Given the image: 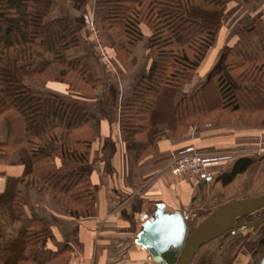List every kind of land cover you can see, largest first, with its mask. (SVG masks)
I'll return each instance as SVG.
<instances>
[{"label": "trees", "instance_id": "16d2710c", "mask_svg": "<svg viewBox=\"0 0 264 264\" xmlns=\"http://www.w3.org/2000/svg\"><path fill=\"white\" fill-rule=\"evenodd\" d=\"M69 1L77 13L88 3L107 10L104 28L121 62L130 58L145 28L150 65L121 102L106 89L96 96L99 81L89 67L81 59L66 58L68 51L81 45L82 27L48 19L57 0H0V122L6 130L0 151L20 153L24 167L21 177L6 179L0 195L1 217L8 224L24 222L9 247L0 246V264H68L70 250L54 252L46 247L48 230L41 221L27 217L18 188L27 186L51 195L72 218L88 216L94 192L82 168L97 140L99 119L118 124L128 171L165 132L181 137L191 125L235 120L246 128L264 126L262 20L237 30L223 59L229 77L216 71L192 94L177 100L192 85L213 45L226 16L227 0ZM53 82L65 85L81 100L35 92ZM94 99L98 110L88 103ZM251 166L242 190L252 184ZM261 217L264 210L237 222ZM192 230L188 227L185 240ZM258 230L255 238L238 241L220 256L222 264H235L242 252L257 253L264 244V225ZM216 256L213 250L204 264H215L211 258Z\"/></svg>", "mask_w": 264, "mask_h": 264}, {"label": "crops", "instance_id": "0c3cea01", "mask_svg": "<svg viewBox=\"0 0 264 264\" xmlns=\"http://www.w3.org/2000/svg\"><path fill=\"white\" fill-rule=\"evenodd\" d=\"M66 3L73 12V3L69 0ZM100 10L104 12L105 9ZM67 18L68 15L61 14L56 4L48 16L52 21ZM84 56L82 45L66 53L67 60L81 59L90 67ZM134 66H113L119 75L122 73L120 76H127L119 84L117 94H124L133 86L131 80L138 75L140 65ZM129 74L131 77L128 78ZM45 90L46 94L56 97L80 99L62 84H48ZM92 102L89 103L94 104ZM97 127V140L91 146L88 163L82 168L94 192L88 216L72 218L54 202L51 195L27 186L18 188L27 217L41 221L48 230L46 247L54 252L70 250L68 264H159L148 253V246H157L162 240L173 241L180 228L177 215L182 218L187 232L190 222L188 212L194 195L216 184L217 178L221 181V176L226 174V170L214 169L207 184H178L168 170L175 154L194 146L205 154L233 153L235 160L232 163H235L238 159L247 158L242 152L255 149L262 138L264 142L260 132H254L236 121L200 128L192 126L181 137L165 132L128 171L118 124H109L101 118ZM5 140V126L0 122V145ZM104 150L107 152L104 153ZM236 153L241 155L237 159ZM21 160L18 152L8 154L0 151V195L5 190L7 178L22 176L24 167ZM23 226V221L8 224L6 217L0 215L1 248H8ZM220 250L219 247L218 253ZM251 258L252 255L242 252L235 264H251Z\"/></svg>", "mask_w": 264, "mask_h": 264}, {"label": "rangeland", "instance_id": "374dc122", "mask_svg": "<svg viewBox=\"0 0 264 264\" xmlns=\"http://www.w3.org/2000/svg\"><path fill=\"white\" fill-rule=\"evenodd\" d=\"M67 5L69 4L66 3V0H57L56 7L59 8L61 14L63 12V15L65 16L68 15L67 20L70 21L75 28L82 27L81 35L83 39L81 45H82V49L85 52L84 57L86 59V62L88 63V65H90L92 69L90 70L92 76L94 77V79L99 81V85L95 90L94 94L98 96L106 89L108 91V94H110L111 98L114 99L116 97V94L118 93L119 84L121 83V81L127 79L126 75L120 76L122 73L119 75V72L116 70V68L114 70L113 67L114 65H135V66L140 65L138 70L139 72L138 75L131 80L133 85H135L148 70L150 65V60L147 57L149 33L145 28H143L145 30V32H143L144 35L143 38L137 41L136 44L134 45L130 58L127 61L121 62L117 58L116 52L111 47L108 36L106 34V30L104 28V19L106 18L108 13L107 10H104L103 12V10L96 9L95 7H93L92 3H88L81 10V12L77 13L74 9L72 12ZM84 16H88L91 19V21L94 23L95 31H96V39L91 35V33H89L88 29H86V27L84 26L83 23ZM259 19L262 20L264 23V0H253L248 3H244L243 0H227L226 16L223 24L217 29L214 43L209 49V51L206 53V55L204 56L202 63L197 70L196 78L193 81L192 85L188 86L185 89V91L180 92L177 96V100H179L185 94L186 95L192 94L196 90V88L202 85L208 79V77L213 73H215L216 71H221L222 73L227 75L225 72V68L223 66V59L229 46L235 40V34L237 30L241 27H246L250 25L253 21ZM99 45L103 46L107 50L111 59L112 68L110 69L106 68L100 61V58L98 57L97 54V49ZM131 74H129L128 78L131 77ZM129 91L130 90H128L124 94L123 92L117 94L118 101L120 98L119 102H121L123 96H125ZM35 92L46 93L47 90H45V87L44 88L41 87L35 89ZM58 98H62V97H58ZM62 99H68V98H62ZM94 100L92 102L94 103L93 108L94 109L97 108L98 110L97 102L96 100L95 101ZM236 122L240 123L239 120H237ZM192 126H196L198 128L201 127L199 125H191L190 127ZM252 130L254 132H260L264 137V126L252 128ZM259 142L260 144H264L263 138L260 141H258L255 149H252L248 153L242 152V154L245 157L249 158L253 164L251 166V168L253 167L252 168L253 172L251 171L252 184L249 185V190L248 189H247L248 191L242 190V186H240L245 181H248L246 173L238 175L231 183H229L226 186H223L221 184L220 178H217L216 182H214L216 184H213L204 192L200 194L197 192L194 195L192 206L189 208V212H188L190 228H194L195 226H197L203 219H205L207 215L211 213L210 211L213 208H218L219 206L236 199H242L244 198L243 196L245 195L249 197H253L264 194V160H262L264 157V146L260 145ZM226 153H230V152H226ZM237 156L240 157L241 156L240 153H236V159ZM256 161L260 163L259 166H254V163ZM233 164L234 163L232 162L223 163L219 167V169L226 170V173L230 172L231 168L233 167ZM258 234H259V230L257 228L253 230H247L232 237H227L225 241L221 243V247H220L221 250L219 254H218L219 248L217 242L212 241L210 243H207L203 245L200 248V251L194 256L193 263L204 264L209 259L208 254L212 253V251L215 250L217 252V256L212 257L211 260L214 261L215 264H222L220 256L224 257L238 241L244 238H246L247 240H251L255 238ZM263 247L264 245L262 246V248ZM251 255H252L251 264H254L260 258L259 251ZM239 259L241 260L242 258L240 257Z\"/></svg>", "mask_w": 264, "mask_h": 264}, {"label": "water", "instance_id": "95a60500", "mask_svg": "<svg viewBox=\"0 0 264 264\" xmlns=\"http://www.w3.org/2000/svg\"><path fill=\"white\" fill-rule=\"evenodd\" d=\"M251 165L252 161L249 158H241L235 161L230 172L221 176L222 185L226 186L231 183L235 177L244 174ZM204 183L201 182L200 184L203 185ZM262 210H264V194L227 202L216 208L195 226L186 240L185 225L182 218L177 215L180 228L173 241L168 243L162 240L158 242L157 246L151 244L148 246V253L159 264H191L194 256L203 245L212 241H216L219 245L227 237L264 225V217L251 222H237L240 218ZM256 264H264V247L261 248V257Z\"/></svg>", "mask_w": 264, "mask_h": 264}, {"label": "built area", "instance_id": "2783aa9c", "mask_svg": "<svg viewBox=\"0 0 264 264\" xmlns=\"http://www.w3.org/2000/svg\"><path fill=\"white\" fill-rule=\"evenodd\" d=\"M83 23L96 39L95 26L91 19L84 16ZM97 54L106 68H112L110 56L103 46L99 45ZM234 157L233 153L208 155L200 152L194 146H189L175 154L168 170L176 183L197 185L207 181L212 176L213 170L219 169L223 163L233 162Z\"/></svg>", "mask_w": 264, "mask_h": 264}, {"label": "flooded vegetation", "instance_id": "af4514ba", "mask_svg": "<svg viewBox=\"0 0 264 264\" xmlns=\"http://www.w3.org/2000/svg\"><path fill=\"white\" fill-rule=\"evenodd\" d=\"M223 241H225V239L222 240V241L219 243L218 248L220 247V245H221V243H222ZM215 242H216V241H215ZM263 245H264V244H263ZM263 245H262V246H263ZM261 248H262V247H261ZM261 248L259 249L260 257H261ZM259 259H260V258H259ZM259 259H258V260H259ZM254 264H256V263H254Z\"/></svg>", "mask_w": 264, "mask_h": 264}]
</instances>
